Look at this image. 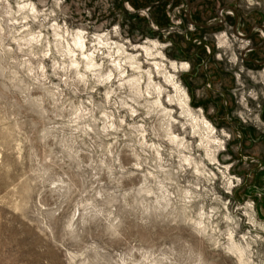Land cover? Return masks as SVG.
Here are the masks:
<instances>
[{
  "label": "rangeland",
  "instance_id": "374dc122",
  "mask_svg": "<svg viewBox=\"0 0 264 264\" xmlns=\"http://www.w3.org/2000/svg\"><path fill=\"white\" fill-rule=\"evenodd\" d=\"M7 3L14 15L0 9V264H264V0ZM53 21L60 35L65 26L87 31L89 43L118 23L123 36L144 45L141 59L148 49L155 59L162 51L165 63L189 62L179 77L192 105L231 132L232 159L211 164L196 140L191 153L179 151L165 139L159 110L149 112L154 95L121 88L117 74L101 85L91 73L85 83L75 69L54 72V59L70 58L57 54ZM37 32L40 43L27 44ZM220 34L228 38L222 46ZM77 60L84 72L86 62ZM127 71L125 80L135 74ZM172 129L184 135L178 124ZM233 162L229 175L240 183L228 192L217 169ZM201 163V172L215 175L197 174ZM201 209L207 231L192 222Z\"/></svg>",
  "mask_w": 264,
  "mask_h": 264
},
{
  "label": "clouds",
  "instance_id": "9594fccd",
  "mask_svg": "<svg viewBox=\"0 0 264 264\" xmlns=\"http://www.w3.org/2000/svg\"><path fill=\"white\" fill-rule=\"evenodd\" d=\"M253 0H249L251 4ZM23 7L31 9L33 14H35L36 9L32 4L24 5ZM0 9L3 10L4 14L7 16H13L14 14L11 11V5L7 3V0H0ZM42 14V13H41ZM19 15V13H15ZM27 20V17H24ZM47 19V17H45ZM12 23H18L19 21L12 20ZM55 30V40L57 45V54L60 56L61 61L65 57L70 58V63L64 64L62 62H57L55 59L52 61L53 71L59 68L61 71L68 72L72 69L76 70L77 78L82 82H87V76L85 73H91L92 77L96 79L98 84L110 83L114 74L115 79L119 82V86L123 88L124 84L131 86L134 94L137 97H143L147 95L149 97L155 96V99L151 101L149 106V112L154 110H159V115L164 117L166 121L165 131L167 133L165 139L170 143L175 144L178 148L186 149L189 153L192 151V141L196 140V147L204 150L205 158L213 165H221V160L230 161L232 158L227 154V144L228 141L233 139V136L230 131L221 127L217 129L212 121L207 119L204 114V108L200 106L194 107L192 105V97L189 94V90L184 86L182 80L179 77L180 72H188L191 70V64L187 61L182 62H169L165 63L167 58L164 56L162 51H155L154 56L159 59L153 58V53L148 49H144L148 54L141 59V53L138 49L144 48L142 44H134L131 39L126 38L121 34L120 25L117 23L112 25L110 29H106L100 33H93L91 43L88 42V33L83 29H76L75 32H70L65 26L64 34L60 35L61 26L58 25L55 21L50 25ZM20 31H24L21 29ZM111 31L119 39H112L109 35ZM223 36L219 46H222L224 43H227V36ZM42 34L40 32L30 35L27 39V44L35 42L40 43ZM61 41L63 45H61ZM245 47L242 45L241 48ZM43 55L45 57L50 55V52L45 50ZM79 55L80 60L86 62L84 63V72H81V63L77 60ZM99 58V62L97 59ZM219 58V57H218ZM233 63L237 62V57L235 53L231 57ZM107 61V64H105ZM144 64H147L148 67H143ZM107 67V71L101 75V70ZM131 69L135 74L130 76L128 79H123L128 76V69ZM171 69V71H169ZM243 70V69H241ZM40 71L43 73L45 71L44 65H40ZM154 76L158 79H154ZM146 77V85L144 91L141 92V84L144 83V78ZM171 89V92L169 91ZM111 92L108 93L110 97ZM197 97L201 95L198 90L196 93ZM254 95V94H253ZM131 98V97H130ZM166 100L167 105H175V107H166L163 101ZM135 102V101H134ZM123 103V102H122ZM246 106V105H245ZM124 107L131 108L130 105L125 104ZM179 109V112H176V109ZM213 111V109H209ZM132 115H136L135 109H131ZM79 113H77L78 115ZM104 115V114H102ZM238 115L242 122L246 123L244 118V113L239 112ZM258 118V117H257ZM111 119V117H108ZM123 118L121 123H123ZM178 124L180 129L184 132V135H179L173 132L172 125ZM108 127L115 128V124H109ZM143 127V125H141ZM107 130V129H106ZM219 130L220 135H217ZM141 135H144L141 133ZM239 137V133L236 134ZM191 137L192 139L186 140V137ZM198 138V139H197ZM215 145V147H212ZM150 148H157L155 144L148 145ZM221 153H225L221 157ZM160 153L157 151V156ZM183 156V154H181ZM184 163H189L192 161L191 155L183 157ZM195 163V161H192ZM234 166L233 163H226L222 165V170L218 168V171H221L223 179L227 182L226 190L231 192V189L240 183V178L234 173L229 175L231 169ZM203 167V164H198L196 167V172L199 175H211L214 176L215 173L205 171L201 172L200 168ZM236 181V184H233V181ZM53 188L56 187V184L52 185ZM149 196L153 193L149 192ZM190 195V194H189ZM251 207V204L248 205ZM212 211H216L213 209ZM200 219L193 220L192 222L200 229H207L204 226V212L203 209L198 213ZM247 215V213H245ZM75 219V217H73ZM209 219L211 217L209 216ZM225 219H230V217L225 216ZM210 227L214 225L209 224ZM68 228H72V224L69 223ZM232 233L229 231V239L231 240Z\"/></svg>",
  "mask_w": 264,
  "mask_h": 264
},
{
  "label": "bare ground",
  "instance_id": "6f19581e",
  "mask_svg": "<svg viewBox=\"0 0 264 264\" xmlns=\"http://www.w3.org/2000/svg\"><path fill=\"white\" fill-rule=\"evenodd\" d=\"M130 86V85H129ZM131 87V86H130ZM140 88H141V92H143L144 90H143V86L141 85L140 86ZM171 91V90H170ZM155 97V96H154ZM141 98V97H140ZM144 98H146L145 96H144ZM148 99V98H147ZM136 100V99H135ZM144 100V99H143ZM165 132V131H164ZM188 140V139H187ZM161 144V143H160ZM156 145V144H155ZM155 151H156V153H157V151H159V153H160V150L158 149V148H155ZM168 151V150H167ZM179 151H184V150H182V148H181V150H179ZM170 153V152H169ZM184 153V152H183ZM153 155H154V153H153ZM188 156V155H187ZM184 157H186L185 155H184ZM159 160V159H158ZM198 161V160H197ZM204 164V163H203ZM204 167V166H203ZM201 170H202V168H201ZM204 171V170H203Z\"/></svg>",
  "mask_w": 264,
  "mask_h": 264
}]
</instances>
